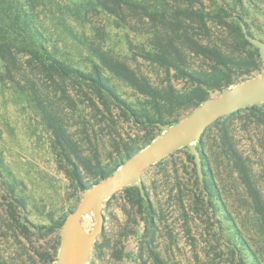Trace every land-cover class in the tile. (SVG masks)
I'll return each instance as SVG.
<instances>
[{
  "label": "trees",
  "instance_id": "trees-1",
  "mask_svg": "<svg viewBox=\"0 0 264 264\" xmlns=\"http://www.w3.org/2000/svg\"><path fill=\"white\" fill-rule=\"evenodd\" d=\"M89 1L115 16L120 25L146 36V43L131 45L137 56L168 74L174 71L189 84L180 89L170 79L167 83H155L127 60L95 43L88 44V48L99 64L94 71L86 72L51 53L27 11L15 7L9 14V23H2L0 18V80L26 91L52 134L59 163L65 165L74 184L83 191L92 186L87 179L98 182L110 177L124 161L155 140L164 126L182 120L184 111L190 114L212 93H222L248 80L263 64L259 50L247 48L251 42L236 21L240 17L238 12L237 16L232 10L206 12L192 3L169 0H158V7L134 0ZM1 7L9 11L5 4ZM23 40L31 46L28 57L19 56L18 45ZM196 59L208 66L197 64ZM99 67L135 89L147 100V106L141 108L124 99ZM78 99L87 104L86 108L79 105ZM243 112L255 122L256 139L264 148V102L219 118L197 142L204 166V176L198 177L197 183L207 205L220 211L227 221L229 232L225 241L231 245L233 264H264L262 175L255 171L233 131V117ZM121 117L146 131L141 142L119 132ZM99 132L109 139L106 148L100 147ZM183 148L186 158L197 166L195 156L187 147ZM180 150L170 154V158L174 159ZM0 188L10 198L11 220L18 221L17 209L25 211L26 199L17 191V182L5 179L1 169ZM122 193L135 224L144 223L141 248L149 252L156 264H165L156 244L160 212L146 184H130ZM116 197L118 194L110 199ZM51 220L52 230L61 229L65 222L64 218ZM218 226L224 230L222 220ZM131 232H136V228ZM59 249L60 245L55 247L49 263L57 261ZM2 264L8 263L3 260Z\"/></svg>",
  "mask_w": 264,
  "mask_h": 264
},
{
  "label": "rangeland",
  "instance_id": "rangeland-1",
  "mask_svg": "<svg viewBox=\"0 0 264 264\" xmlns=\"http://www.w3.org/2000/svg\"><path fill=\"white\" fill-rule=\"evenodd\" d=\"M134 1L151 3L154 7L160 5L158 0ZM169 1L192 3L206 12L226 10L233 11L234 16L239 13L236 21L240 27L243 29L244 23L252 35L264 41V0ZM0 4H5L9 9L6 12L0 8L2 23L10 22L9 14L15 7L27 11L43 33L45 46L51 53L86 72L94 71L96 64H99L88 48V44L95 43L127 60L155 83H167L170 79L180 89L189 84L174 71L168 74L163 68L137 56L131 45L146 43V36L130 26L120 25L115 16L89 0H0ZM29 44L28 41H21L18 45L19 56L30 55ZM247 48L258 49L253 44ZM195 61L208 66L201 59ZM99 69L124 99L141 108L147 106V100L135 89L108 70ZM263 74L264 64L249 79ZM219 95L221 92L217 91L211 97ZM78 102L82 108H86V103L80 99ZM247 114L243 112L233 117V131L240 148L251 158L255 171L262 175L261 183L264 186V148L256 139L258 132L255 122L248 120ZM188 115L189 112L184 111L182 119ZM119 124L118 130L123 136L131 135L139 142L145 138L146 131L139 129L131 120L121 117ZM164 131L162 128L157 138ZM98 140L100 147L106 148L105 143L109 139L104 132L98 133ZM197 142L193 144L197 145ZM184 150L182 147L174 159L167 156L164 163L146 167L141 175L160 212L157 248L165 264H233L231 245L225 241L229 232L227 221L220 211L207 205V198L199 191L197 166L186 158ZM218 167L223 168V165ZM0 169L5 179L17 182V191L25 197L27 204L25 211L17 209L18 221L11 220L8 213L10 198L0 188V264L3 260L8 264H51L49 257L56 246L60 245L61 248L62 243V228L52 230L51 218L66 219L80 204L84 191L74 184L65 165L59 163L52 134L26 91L2 80ZM177 176L179 179H176ZM96 182L87 179L92 186ZM116 194L118 197L110 199V196L104 203L106 221L103 234L93 244L86 264H156L149 252L141 248L144 223L136 225L134 216L128 214L130 206L122 197V189ZM219 220L224 226L222 231L218 226ZM94 224V211L86 213L83 226L88 234L92 232ZM135 228L136 232H131ZM96 243L99 247H96ZM59 254L60 249L57 258ZM141 254L144 257L140 258ZM247 260L252 262L249 257Z\"/></svg>",
  "mask_w": 264,
  "mask_h": 264
},
{
  "label": "water",
  "instance_id": "water-1",
  "mask_svg": "<svg viewBox=\"0 0 264 264\" xmlns=\"http://www.w3.org/2000/svg\"><path fill=\"white\" fill-rule=\"evenodd\" d=\"M245 37L259 49L264 64V41L252 35L242 23ZM264 102V74L225 89L221 95L210 97L196 107L187 117L171 126L149 145L124 161L108 178L96 182L83 193L77 208L71 211L62 227V243L59 258L54 264H86L93 244L105 227L106 199L124 187L137 183L143 186L141 175L144 169L157 163L182 147H189L195 156L200 178L204 176L201 151L193 144L219 118L247 106ZM94 211L95 224L87 233L83 216Z\"/></svg>",
  "mask_w": 264,
  "mask_h": 264
}]
</instances>
